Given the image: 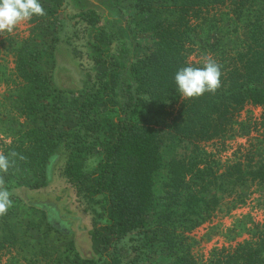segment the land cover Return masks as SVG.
<instances>
[{"label":"trees","instance_id":"1","mask_svg":"<svg viewBox=\"0 0 264 264\" xmlns=\"http://www.w3.org/2000/svg\"><path fill=\"white\" fill-rule=\"evenodd\" d=\"M46 1L52 3L46 14L72 7L74 17L86 21L92 32L88 45L95 51L88 53V62L76 43L64 45L58 38L51 52L54 66L78 75L77 89L55 88L71 96L70 113L77 122L61 131L36 125L49 95V79L35 66L45 51L34 37L22 42L17 55V70L25 80L21 106L35 119V146L10 145L0 151L9 160L0 179L32 172L43 177L32 184L37 189L48 186L58 172L65 186L57 197L38 193L30 203L44 214L50 230L71 235L85 228L91 256L66 257L63 263L135 264L122 251V242H129L140 255L146 248L162 247L173 258L171 264H264V221L252 214L236 219L231 230L232 238H245L234 247H214L205 262L196 259L187 235L226 198L246 203L242 188L248 184L257 186L264 208V146L227 162L203 146L230 137L247 104L262 108L264 131V0H128L141 15L138 31L126 24L114 0ZM201 18V27H209V59L220 67V87L183 99L174 74L204 63L190 60L196 44L191 31L199 25L193 23ZM143 45L146 50L137 56ZM174 100L180 101L179 108L167 121V104ZM162 169L168 181L159 199L155 177ZM79 212L91 216L87 227L79 225ZM9 217V211L0 215V264L4 248L18 242Z\"/></svg>","mask_w":264,"mask_h":264},{"label":"rangeland","instance_id":"2","mask_svg":"<svg viewBox=\"0 0 264 264\" xmlns=\"http://www.w3.org/2000/svg\"><path fill=\"white\" fill-rule=\"evenodd\" d=\"M40 2L45 12L52 8L51 2L46 0H40ZM114 2L124 11L126 24L138 31L141 15L135 13L128 0H114ZM65 8L64 11L61 10L44 16H33L29 20L18 23L11 33L6 31L0 33L1 152L9 149L10 145L18 147L35 146L32 139L34 138L32 129L35 126V119L28 116L21 106V96L25 92L23 91L25 80L17 70L18 49L22 42L33 37V41L40 43L45 51L41 55L40 61L35 62V66H39L47 75L50 85L49 95L43 99L38 110L36 120L39 123H36V125L40 126L41 124L47 129L51 126V131L53 127L61 131L76 125L77 120L70 113V106L73 105L71 96L66 92L60 93L55 88L75 90L79 87V78L77 74L72 73L70 70H59L53 65L54 60L51 52L55 45L54 38H58L60 43L64 45L69 42L76 43L78 53H80L84 63L90 59L88 53L95 50L88 45L92 32L87 22L79 17H74L75 11L72 7L65 6ZM193 24H199L200 26L197 25L196 30L191 31L193 38L196 39V44L190 60L205 61L209 59V27L207 23L201 27L202 18L199 21H194ZM240 35H244V30L240 31ZM139 38L145 42L143 36L139 35ZM219 43L225 44V41L222 40ZM114 46L116 47V45ZM215 46L218 47V43H215ZM145 50L144 45L140 47L137 56H141ZM91 65L92 63H90ZM87 68L90 69L89 66ZM179 104V100L167 104L170 115L167 121L177 114ZM261 115V107L247 104L237 123L231 129L230 137L204 143L203 146L206 147L208 152L211 150L215 153L216 157L221 158L223 162L236 160L238 156L245 153L246 149L253 150L254 148L258 149V147L261 149L264 146V131L260 126ZM162 122L164 121L161 120L160 126L163 127ZM30 139H32V142ZM258 152L260 153L261 150ZM258 156L260 155L256 157ZM96 160H98L97 157L91 159L90 166L94 165ZM38 177L40 176H35L32 172H26L11 181L4 178L0 179V189L7 190L10 194L9 220L15 226L18 238L16 245L4 248L1 256L2 264H64L63 260L66 257L73 259L77 256L80 258L83 254L91 256L88 244H86V231L83 227L86 226L85 224L90 223L91 216L79 212L78 214L81 216L79 225L83 228L76 230V225H78L76 222L74 228L76 231L71 235L48 229L44 214L38 207L33 206L30 201L38 193L45 196L52 194L56 198L65 186V182L59 177L58 172H55L53 180L48 186L34 189L32 184L38 180ZM42 180L43 177H40L38 181ZM166 181H168V174L166 169H162L155 177V193L159 199L163 196ZM242 190L244 195L248 197L246 203H237L236 205L237 199L235 197L226 198L223 205L216 210L210 219L187 234L191 238L189 241L192 244V252L200 262L208 260L214 247H234L245 238V236L232 238L231 230L236 219L246 214H252L257 221H264V208L258 204L260 191H258L257 186L248 184ZM72 200H74V197ZM75 206V203H72V207L75 208ZM78 214H76L77 217H79ZM74 242L79 245L80 252ZM139 243L141 244V241ZM122 245V251L127 252L126 261L128 262L136 260L135 264H171L173 260V258L162 252V247L146 248L140 255L132 251L134 248H129L131 246L129 242H122Z\"/></svg>","mask_w":264,"mask_h":264},{"label":"clouds","instance_id":"3","mask_svg":"<svg viewBox=\"0 0 264 264\" xmlns=\"http://www.w3.org/2000/svg\"><path fill=\"white\" fill-rule=\"evenodd\" d=\"M46 15L40 0H0V33H11L16 25L33 16ZM221 71L219 65L211 59H206L202 66H185L174 74V85L180 96L195 98L206 92H215L220 87ZM9 168L7 157L0 155V171ZM11 205L10 194L0 189V215H4Z\"/></svg>","mask_w":264,"mask_h":264}]
</instances>
